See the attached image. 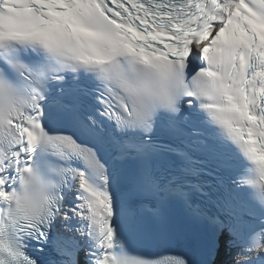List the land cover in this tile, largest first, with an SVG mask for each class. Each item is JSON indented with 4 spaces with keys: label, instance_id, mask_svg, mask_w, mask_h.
<instances>
[{
    "label": "snow or ice",
    "instance_id": "obj_1",
    "mask_svg": "<svg viewBox=\"0 0 264 264\" xmlns=\"http://www.w3.org/2000/svg\"><path fill=\"white\" fill-rule=\"evenodd\" d=\"M0 264H264V0H0Z\"/></svg>",
    "mask_w": 264,
    "mask_h": 264
}]
</instances>
